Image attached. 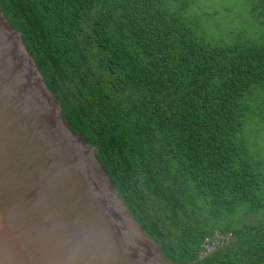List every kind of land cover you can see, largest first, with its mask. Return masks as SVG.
<instances>
[{
  "label": "trees",
  "instance_id": "obj_1",
  "mask_svg": "<svg viewBox=\"0 0 264 264\" xmlns=\"http://www.w3.org/2000/svg\"><path fill=\"white\" fill-rule=\"evenodd\" d=\"M29 1L190 262L264 264V220L241 219L264 211V35L209 39L192 0Z\"/></svg>",
  "mask_w": 264,
  "mask_h": 264
},
{
  "label": "water",
  "instance_id": "obj_2",
  "mask_svg": "<svg viewBox=\"0 0 264 264\" xmlns=\"http://www.w3.org/2000/svg\"><path fill=\"white\" fill-rule=\"evenodd\" d=\"M0 264H192L29 0H0Z\"/></svg>",
  "mask_w": 264,
  "mask_h": 264
},
{
  "label": "rangeland",
  "instance_id": "obj_3",
  "mask_svg": "<svg viewBox=\"0 0 264 264\" xmlns=\"http://www.w3.org/2000/svg\"><path fill=\"white\" fill-rule=\"evenodd\" d=\"M192 15H200L198 25L209 39L229 40L238 34L264 35V10L256 8L253 0H192L189 9ZM254 155L260 159L264 172V99L253 107L245 124ZM244 222L264 220V211H250L241 215Z\"/></svg>",
  "mask_w": 264,
  "mask_h": 264
},
{
  "label": "built area",
  "instance_id": "obj_4",
  "mask_svg": "<svg viewBox=\"0 0 264 264\" xmlns=\"http://www.w3.org/2000/svg\"><path fill=\"white\" fill-rule=\"evenodd\" d=\"M215 235L218 238L215 241H212L209 246H207L208 250L217 247L218 244H222L225 240L229 239V237L231 236V232L230 231H225L223 233L215 232Z\"/></svg>",
  "mask_w": 264,
  "mask_h": 264
}]
</instances>
